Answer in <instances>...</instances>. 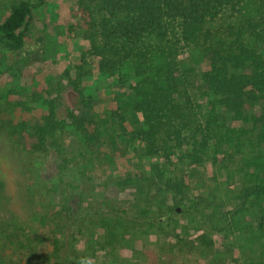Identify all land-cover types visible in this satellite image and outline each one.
<instances>
[{
    "label": "rangeland",
    "instance_id": "1",
    "mask_svg": "<svg viewBox=\"0 0 264 264\" xmlns=\"http://www.w3.org/2000/svg\"><path fill=\"white\" fill-rule=\"evenodd\" d=\"M15 1L0 0V21ZM90 2L45 0L32 8L36 31L21 57L0 53V264H215L217 251L224 264H236L234 258L238 264H264V125L257 133L251 114L215 118L200 85L208 68L205 46L225 51L243 43L264 58V0H242L237 12L219 15L208 26L211 39L184 48L174 60L176 66L194 67L186 85L193 123L205 130L208 122L214 138L197 144V151L190 129L183 130L187 140L168 160L148 156L134 142L111 161L103 156L110 145L103 138L94 145L97 158L88 162L84 155L91 153L72 133L67 110L90 105L99 117L116 115L121 111L116 93L140 77L132 75L133 64L102 70L93 54L85 56V76H78L76 65L90 47L92 12L84 4ZM160 56L145 64L144 75H165L170 61ZM50 110L64 125L44 146L33 148L32 127ZM104 125L123 134L112 120ZM192 152L203 153V159L193 162ZM154 162L164 178L185 177V197L179 200L161 185L160 194L166 205H176L175 213L164 208L131 214L133 189L117 180L150 175ZM67 206L72 219L54 214ZM202 235L213 239L212 247L200 242Z\"/></svg>",
    "mask_w": 264,
    "mask_h": 264
},
{
    "label": "trees",
    "instance_id": "2",
    "mask_svg": "<svg viewBox=\"0 0 264 264\" xmlns=\"http://www.w3.org/2000/svg\"><path fill=\"white\" fill-rule=\"evenodd\" d=\"M241 1L91 0L90 3H84L92 12L91 22L88 23L90 47L81 54L80 64L76 65L78 76H85V71L81 70L85 68L87 54L99 58L98 66L102 70L112 73L127 64H133L132 75L134 78L140 76L127 91L116 93L121 110L116 115L99 117L90 105L75 111L67 110L72 133L84 141L86 151L91 153V158L84 155V160L91 162V159L97 158L94 145H99L104 139L110 145L109 152L103 153V156L111 161L122 146L126 149L134 142L141 143L148 156L168 160L174 150L186 142L183 130L190 129L191 140L197 151L198 145L203 147L208 143V137L214 138L208 122L204 125L206 131L203 127L196 129L199 126L193 123V107L188 99L186 85L187 76L194 67L190 63L176 66L174 60L184 48L205 45L211 39L209 23L224 12H237ZM44 2L16 0L10 5L8 13L0 21V53L15 59L21 57L27 41L33 38L36 31L32 8L42 6ZM204 48L207 50L208 68L201 75L200 85L204 95L209 97L211 112L215 118L224 116L229 119L251 114L253 125L255 128L257 126L259 133L264 125V58L254 48L243 43L225 51L210 45ZM153 56L170 61L165 75L156 78L144 75V66ZM255 108L260 109L259 114H256ZM110 120L122 129L121 136L104 125ZM63 125L64 120L57 119L54 111L50 110L32 127L33 148L44 146L46 139ZM197 132L200 139L196 137ZM202 155L200 152L189 154L195 163L203 159ZM164 177L161 166L154 162L151 163L150 175L129 174L117 180L120 187L133 189L131 214L147 216L159 210L164 211V208L165 213L177 211L176 205L165 204L160 186L163 185L165 191H173L179 200H183V189L187 182L183 175ZM101 201L114 207L109 199L102 198ZM185 205V201L180 202L179 208ZM117 212L113 210V213ZM55 213H64L69 219L73 217L69 206ZM41 215L44 217V213ZM109 235L116 240L114 231ZM199 240L207 247L214 244L213 239L204 235ZM222 254L220 251L214 254L215 264H224L226 258ZM233 261L238 264L235 258Z\"/></svg>",
    "mask_w": 264,
    "mask_h": 264
}]
</instances>
